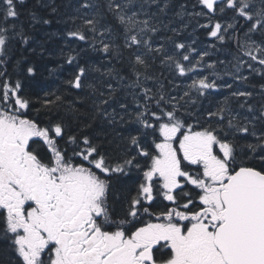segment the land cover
<instances>
[{
	"label": "snow or ice",
	"instance_id": "obj_1",
	"mask_svg": "<svg viewBox=\"0 0 264 264\" xmlns=\"http://www.w3.org/2000/svg\"><path fill=\"white\" fill-rule=\"evenodd\" d=\"M0 264H264V0H0Z\"/></svg>",
	"mask_w": 264,
	"mask_h": 264
},
{
	"label": "trees",
	"instance_id": "obj_2",
	"mask_svg": "<svg viewBox=\"0 0 264 264\" xmlns=\"http://www.w3.org/2000/svg\"><path fill=\"white\" fill-rule=\"evenodd\" d=\"M50 66L51 65H49V67ZM64 75H67V73ZM59 84L60 81L53 76H49L47 68L43 64H40L35 79L28 87L35 99L36 96H42L44 91L55 89ZM39 106V104L35 105V107Z\"/></svg>",
	"mask_w": 264,
	"mask_h": 264
}]
</instances>
